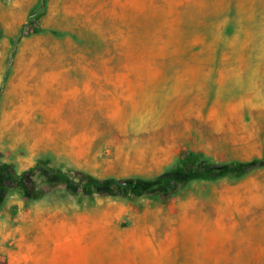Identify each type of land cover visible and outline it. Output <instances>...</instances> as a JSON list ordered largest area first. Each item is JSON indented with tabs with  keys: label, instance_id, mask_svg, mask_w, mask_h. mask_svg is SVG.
Here are the masks:
<instances>
[{
	"label": "rangeland",
	"instance_id": "374dc122",
	"mask_svg": "<svg viewBox=\"0 0 264 264\" xmlns=\"http://www.w3.org/2000/svg\"><path fill=\"white\" fill-rule=\"evenodd\" d=\"M190 151L264 160V0H0V264H264V165L86 193Z\"/></svg>",
	"mask_w": 264,
	"mask_h": 264
},
{
	"label": "trees",
	"instance_id": "16d2710c",
	"mask_svg": "<svg viewBox=\"0 0 264 264\" xmlns=\"http://www.w3.org/2000/svg\"><path fill=\"white\" fill-rule=\"evenodd\" d=\"M264 160L251 162L219 163L205 159L198 152H183L175 166L168 169L155 179H100L90 175L85 181L86 193L134 194L136 196L153 193L158 190L176 191L182 182L195 178H215L226 172H243L258 166H263ZM47 174L56 176L58 180L68 181L73 184L74 177L71 172L59 168L41 167ZM20 182L19 180L16 183ZM21 190H23L21 188Z\"/></svg>",
	"mask_w": 264,
	"mask_h": 264
}]
</instances>
